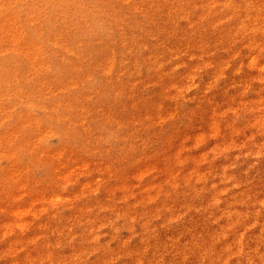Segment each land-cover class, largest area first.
Listing matches in <instances>:
<instances>
[{"label": "rangeland", "instance_id": "rangeland-1", "mask_svg": "<svg viewBox=\"0 0 264 264\" xmlns=\"http://www.w3.org/2000/svg\"><path fill=\"white\" fill-rule=\"evenodd\" d=\"M116 1L105 11L101 0H0V58L26 67L17 87L27 79L21 89L0 82V264H226L203 250L211 243L203 233L215 226L191 232L193 208L220 214L217 228L225 227L212 244L229 242L241 255L247 228L236 225L235 203L264 197V184L240 177L264 169V40L229 22L219 0L166 1L173 25L165 30L138 16L133 0L128 27L139 34L149 26L145 40L163 45L116 53L126 23ZM26 6H43L54 21L76 14L73 47L56 31L39 35L37 25L26 33ZM212 21L239 53L228 68L237 79L214 67L226 57L213 53L219 43H198ZM63 124L69 131L57 132ZM151 237L164 249L154 251Z\"/></svg>", "mask_w": 264, "mask_h": 264}, {"label": "bare ground", "instance_id": "bare-ground-1", "mask_svg": "<svg viewBox=\"0 0 264 264\" xmlns=\"http://www.w3.org/2000/svg\"><path fill=\"white\" fill-rule=\"evenodd\" d=\"M103 3L107 4L105 11H107L108 7H114L116 3L114 0H101ZM132 1H126V0H117L116 2L122 3L121 6L126 7L121 9V16L125 17L126 23L122 24L123 26L119 28L118 38L113 39V47L116 53H120L123 49H130V51L136 49L137 47L141 45H152L153 47H159L161 48L163 44L157 43L155 38L146 41L147 36L143 34L149 26H144L142 28V33L134 34L132 30L128 27L132 21H133V14L128 13V9L130 7V4H132ZM166 1H168L170 4L184 8L187 5H191L192 1L197 0H147L146 2H142L140 4L139 0H137L135 3L138 6V9L140 10V14L137 13L138 16L144 18L149 17V21H146L147 23H156V29L162 28L161 30H165L164 27L166 26H172L173 24H165L166 19H169L173 17L172 11L168 9H173L172 6H169L168 9H163V5L166 4ZM222 3H225L226 6H229L228 11L221 10V13L225 16H229V22L236 24L239 20L241 28L245 31L247 30L250 35H255L260 38V40H264V10L261 11H252L251 8L259 9L262 4H264V0L262 2H254L255 0H245L246 2L242 3H236L232 0H219ZM25 5V4H22ZM151 6H154V8H151ZM251 6V7H250ZM28 9V10H27ZM33 8L31 7H24L23 12L27 11L28 15V23L23 25L22 28L26 33H30L29 27H36L39 26L38 34L45 35L49 31L51 32H57L59 38L61 40H68L69 39V45H72V43L76 42V38H72L70 40V37L76 33L74 27H70L69 24L71 21H73L76 14H73L69 19L62 18L60 21H54V18L51 14L46 15V9L42 6L40 11H33ZM61 10V8H58ZM82 9L81 6L77 7V11H80ZM111 9V8H110ZM45 11V12H44ZM172 16H171V14ZM50 16V18H49ZM113 18V16H112ZM241 18V21H240ZM155 19V20H154ZM58 23L59 25L55 24ZM175 23V22H174ZM211 29L205 26L204 28V37L198 39L199 44H209L213 45L215 43H219L220 45L213 49V53L216 54V52L220 49L225 50L226 57L225 59H217L214 58L215 68L219 70L222 76L226 75L230 79H237L240 74L230 71L228 68H231V64L233 60L239 59V53L232 51L228 45V41L224 40V30L222 26L216 25L213 21L210 24ZM141 26V25H140ZM100 27L98 24V21L92 22V27L90 30H95L96 28ZM44 29H47V31H44ZM171 38L172 42H178L179 38L176 35L169 36ZM32 37H28V39H32ZM51 40L54 44L55 38L54 37H45V39ZM237 44L243 45V42L240 40L238 43V40H235ZM227 43V44H226ZM175 45H178L175 43ZM205 51L208 52V49L204 47ZM88 53V51H86ZM209 53V52H208ZM203 55H201L202 57ZM130 62L132 65L135 63L143 62V58L139 56H130L129 57ZM20 63V60L17 56L8 55V58L5 60V58H0V74L3 72L8 75H13L12 78H3L0 80V82H5L8 85H12L16 87L17 89L23 88L26 83L27 79L25 76H21V82H19L18 87L14 84L18 82V73L20 70H26V67L19 68L18 64ZM17 65V70L13 73L9 74L8 69L12 67V69H16L13 66ZM56 69L64 71L66 69L67 71V65L66 68L64 66H60L59 64H55ZM65 71V72H66ZM217 73V72H216ZM219 74V73H218ZM220 75V74H219ZM67 76V73L64 75ZM238 96V95H237ZM245 104L248 105L249 102L243 101ZM58 105H60V102L57 100ZM231 101L228 102L227 108L228 110L233 109L232 108ZM235 104V102H234ZM56 131L59 133H65L66 131H69V127L67 125H61L56 126ZM93 134L94 130L91 128ZM99 136V135H96ZM95 136V137H96ZM242 157L236 156L234 159L236 162H238ZM243 173L241 177L243 182H249L252 187H257L259 184H264V169H260L259 171L255 170H248ZM260 192L264 190V185L262 188H260ZM251 201H249L250 203ZM195 210L196 208H193L190 214L191 217V232L194 234H198L202 231H204V227L207 223H211V225L215 226V229L213 232H207L205 231L203 233L204 239L211 242L209 244H205L203 250L205 251L206 255L208 257L210 256L211 262L215 263L217 260H222L226 264H264V260L261 259V257H264V197L259 198L258 201H252L251 204L242 205L239 203V201H236L235 203V212L234 217L237 219L236 225L240 224L241 226H244L247 228V231L245 233V236L243 238L244 241V247L239 249L241 255H237L235 253V248L231 247L232 245L226 243V241L217 242V244H212L213 239L216 234H219L220 230H222L225 227V224L222 225L221 229H218L217 226L221 223V221H217L216 219L220 217V214H215L212 212H202L198 213ZM232 218V219H233ZM251 219V220H250ZM182 235H178V238H182ZM150 243L152 249L154 251L158 252L164 249V240L156 239L155 237L150 238ZM172 255V254H171Z\"/></svg>", "mask_w": 264, "mask_h": 264}, {"label": "clouds", "instance_id": "clouds-1", "mask_svg": "<svg viewBox=\"0 0 264 264\" xmlns=\"http://www.w3.org/2000/svg\"><path fill=\"white\" fill-rule=\"evenodd\" d=\"M250 7H251V6H250ZM251 10H252V11H261V10H264V4H262V5L260 6L259 9L251 8ZM241 251H243V250L241 249ZM261 259L264 260V257H261Z\"/></svg>", "mask_w": 264, "mask_h": 264}]
</instances>
